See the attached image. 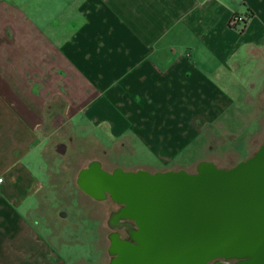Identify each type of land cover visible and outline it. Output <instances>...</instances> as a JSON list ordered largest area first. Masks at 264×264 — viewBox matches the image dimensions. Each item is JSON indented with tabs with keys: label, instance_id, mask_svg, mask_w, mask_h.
I'll return each instance as SVG.
<instances>
[{
	"label": "crops",
	"instance_id": "obj_1",
	"mask_svg": "<svg viewBox=\"0 0 264 264\" xmlns=\"http://www.w3.org/2000/svg\"><path fill=\"white\" fill-rule=\"evenodd\" d=\"M42 1L1 23L0 264H68L65 232L32 215L59 132L146 155L130 170L190 171L216 163L212 141L239 157L222 168L243 155L230 139L250 157L264 118V0Z\"/></svg>",
	"mask_w": 264,
	"mask_h": 264
},
{
	"label": "water",
	"instance_id": "obj_2",
	"mask_svg": "<svg viewBox=\"0 0 264 264\" xmlns=\"http://www.w3.org/2000/svg\"><path fill=\"white\" fill-rule=\"evenodd\" d=\"M77 184L94 197L109 193L124 204L118 218L134 220L141 231L138 245L114 246L116 264H209L216 258L264 264V143L232 167L203 160L193 173L109 172L93 160L81 169ZM159 231L184 232L175 239L173 232L160 238ZM175 244L181 252L176 259Z\"/></svg>",
	"mask_w": 264,
	"mask_h": 264
},
{
	"label": "rangeland",
	"instance_id": "obj_3",
	"mask_svg": "<svg viewBox=\"0 0 264 264\" xmlns=\"http://www.w3.org/2000/svg\"><path fill=\"white\" fill-rule=\"evenodd\" d=\"M33 2H38V4L43 5L42 0H0V34H8V32H5L8 29L1 27L2 22L10 18L14 20H19L21 18L16 10H11L8 7L9 4L16 5L25 10L26 5ZM39 14L41 15L42 13ZM1 47L8 48L9 45L0 44V54L4 52ZM23 47H25V45H23ZM22 54L24 59H26V50L21 49L19 56ZM25 63L26 62L22 63V66ZM243 103H245V101H243ZM262 103H264V99H262ZM251 105V109H247V111H249L252 116H255L257 108L254 106L256 103L252 102ZM252 120L253 123H251L249 127L247 126V131L242 135L245 138L249 133L257 131L259 127L253 139L247 141L249 143V150L252 149L250 152L253 154L264 142V118L260 119L259 126L254 118ZM231 124H233V121ZM241 126L243 127L242 124L236 123L232 127L237 129ZM55 128V123L49 124L50 132L55 130ZM69 133L70 131L67 133L59 132L51 141L49 153L52 156L54 154L58 155L56 158L57 164L53 166V177H47L46 179V188L42 192L43 196H46L42 199L40 205H38V208L34 210L32 215L40 216L42 222L44 219L45 226L46 224L51 227L57 226L65 232L64 238L68 241L65 245V255L68 264H110L111 255L108 252L110 239L108 235L113 231L110 224V217L111 212L116 209V205L111 201L98 202L94 200L78 186L77 176L79 170L94 159H98L108 171H112L117 167L128 170L140 165L141 162L143 163V158H146V155H126L121 146H116L113 149H106L104 146H101V143H98V147L95 143L92 145L90 140L74 141L70 139ZM220 135H222V133H220ZM244 141L245 140L242 138H240L239 141L229 140L231 147H239L240 150L243 151L240 161L248 158L247 155L249 151H246ZM218 143L221 144L223 142L220 140L212 141L215 148L213 152L211 150L212 154L210 155L211 158L216 159L218 166L227 167L234 162L236 163L235 160L239 157L236 156V152L233 148L226 150L227 154L224 155V159H221V156L216 154L217 152H221L226 146V144L217 145ZM178 168L179 167L176 166V170ZM195 171L196 169H194V167H190L189 172L193 173ZM61 212L65 213V216H62ZM120 232L125 234V231ZM168 232L172 233L173 231H159L158 234H160L161 238V235ZM178 232L184 231H174L173 235L175 239ZM185 232L188 234V231ZM70 241L71 243H69ZM158 247L163 249V245L161 244H158ZM177 250V244H175L172 249L175 259L176 256H179V251ZM189 250L190 248L188 246L187 251ZM191 250H193V245H191ZM179 254L181 255V252H179ZM189 255L193 256L192 251H189ZM212 264L227 263L224 261H217Z\"/></svg>",
	"mask_w": 264,
	"mask_h": 264
},
{
	"label": "flooded vegetation",
	"instance_id": "obj_4",
	"mask_svg": "<svg viewBox=\"0 0 264 264\" xmlns=\"http://www.w3.org/2000/svg\"><path fill=\"white\" fill-rule=\"evenodd\" d=\"M91 161H93V160H91ZM117 168H122V167H117ZM81 169L79 170V172L81 171ZM122 169H124V168H122ZM114 170L109 171V172H113ZM124 170H126V171H137V170H130V169H128V170L124 169ZM77 178H78V176H77ZM82 191H84V190L82 189ZM88 195L91 196L94 200H96L98 202H109V201H111L113 204L116 205V209H114L111 212V217H110V224H111L113 231L111 233H109V235H108L109 239H110V245L108 247V252L111 255L110 264H116V260L118 259V254L116 252H114V249H113L114 246H116L118 244H122V243H130V244L138 245L139 241L137 240V238H138L139 232H141V231H136V230H138V226L134 220H132L130 218H118V213L123 208L124 204H122L118 201H115L109 193L106 194L105 197H100V198L94 197L90 194H88ZM120 231H125V234L121 233ZM217 261H224L227 264H230V263L233 264L235 262V260H225L223 258H216V259L210 261L209 264H212L214 262L216 263Z\"/></svg>",
	"mask_w": 264,
	"mask_h": 264
},
{
	"label": "built area",
	"instance_id": "obj_5",
	"mask_svg": "<svg viewBox=\"0 0 264 264\" xmlns=\"http://www.w3.org/2000/svg\"><path fill=\"white\" fill-rule=\"evenodd\" d=\"M243 20L244 18L242 16H235L232 21L236 22V21H243ZM2 182H3V178H0V183Z\"/></svg>",
	"mask_w": 264,
	"mask_h": 264
}]
</instances>
